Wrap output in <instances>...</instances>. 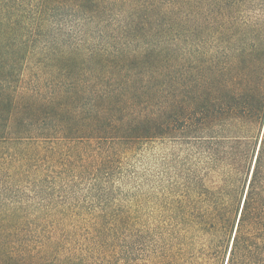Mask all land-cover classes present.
Instances as JSON below:
<instances>
[{
    "label": "trees",
    "instance_id": "16d2710c",
    "mask_svg": "<svg viewBox=\"0 0 264 264\" xmlns=\"http://www.w3.org/2000/svg\"><path fill=\"white\" fill-rule=\"evenodd\" d=\"M130 242L264 264V0H0V264Z\"/></svg>",
    "mask_w": 264,
    "mask_h": 264
},
{
    "label": "rangeland",
    "instance_id": "374dc122",
    "mask_svg": "<svg viewBox=\"0 0 264 264\" xmlns=\"http://www.w3.org/2000/svg\"><path fill=\"white\" fill-rule=\"evenodd\" d=\"M157 151V155L156 158L158 159V161L156 160H149L147 162V165L149 168L154 167V162L155 166L157 165L158 168L160 169L161 174H167V172L172 173L173 172V168H174V164L172 163L171 165H169L168 163L169 158H168V151L165 148H162L160 150H156ZM153 155V154H152ZM152 155H147L148 159H150L152 157ZM131 247L127 250L128 252L126 253V261L125 264H142V257H141V253L140 251H138V248L135 247L133 242H130L129 244ZM118 259V258H117Z\"/></svg>",
    "mask_w": 264,
    "mask_h": 264
}]
</instances>
